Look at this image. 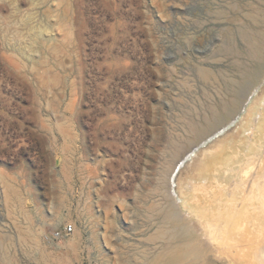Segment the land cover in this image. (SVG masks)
<instances>
[{
    "label": "rangeland",
    "instance_id": "obj_1",
    "mask_svg": "<svg viewBox=\"0 0 264 264\" xmlns=\"http://www.w3.org/2000/svg\"><path fill=\"white\" fill-rule=\"evenodd\" d=\"M263 42L264 0H0V264H144L188 236L244 264Z\"/></svg>",
    "mask_w": 264,
    "mask_h": 264
},
{
    "label": "bare ground",
    "instance_id": "obj_2",
    "mask_svg": "<svg viewBox=\"0 0 264 264\" xmlns=\"http://www.w3.org/2000/svg\"><path fill=\"white\" fill-rule=\"evenodd\" d=\"M252 44L254 45V43H252ZM262 46H260V47H262ZM252 47L254 48V46H252ZM254 50H259V49L256 47V48H254ZM260 51H262V49H260ZM185 234L187 235V233H185ZM243 235H244V237H246V235L244 233H243ZM249 238H251L250 240H254L255 235L252 233L251 237H249ZM256 238H259V237H256ZM241 239H243V238L241 237ZM241 239L239 241H242ZM246 240L248 241V239H246ZM244 242H245V240L243 241V243ZM228 243H229V247L227 246L228 247L227 249L230 252H233L234 256H235V250H233V249L234 248L236 249L235 246H237V245L234 246V244H233V246H232V244L230 245V242H228ZM228 243H227V245H228ZM240 243L238 242L237 244L240 245ZM250 243H252V242H250ZM241 246H242L241 248H243V250L242 249L241 250L239 249V251L236 250V258H234L235 260L242 262L244 264H253V263L258 262L260 260V258H262L261 254L264 251V243L257 246V248H256L257 251L253 250L252 246H250V245L245 246L242 244ZM253 251H255V252H253ZM232 257H233V255H232ZM206 262H207V250L203 247V245L201 243L196 241L193 237L190 238V236H188L183 241L177 240V242L176 241L173 242L172 239L169 240V242H166L165 246L163 248H161L159 250V252H157L152 258L146 259L144 264H205Z\"/></svg>",
    "mask_w": 264,
    "mask_h": 264
},
{
    "label": "built area",
    "instance_id": "obj_3",
    "mask_svg": "<svg viewBox=\"0 0 264 264\" xmlns=\"http://www.w3.org/2000/svg\"><path fill=\"white\" fill-rule=\"evenodd\" d=\"M72 232V227L69 225H65L63 229L60 232H56L53 234L52 238L57 239L60 238L63 235H68Z\"/></svg>",
    "mask_w": 264,
    "mask_h": 264
},
{
    "label": "crops",
    "instance_id": "obj_4",
    "mask_svg": "<svg viewBox=\"0 0 264 264\" xmlns=\"http://www.w3.org/2000/svg\"><path fill=\"white\" fill-rule=\"evenodd\" d=\"M199 172V171H198Z\"/></svg>",
    "mask_w": 264,
    "mask_h": 264
}]
</instances>
